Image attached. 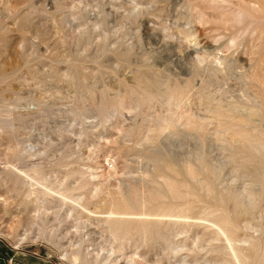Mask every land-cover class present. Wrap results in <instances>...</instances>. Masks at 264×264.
I'll return each instance as SVG.
<instances>
[{
    "label": "rangeland",
    "instance_id": "obj_1",
    "mask_svg": "<svg viewBox=\"0 0 264 264\" xmlns=\"http://www.w3.org/2000/svg\"><path fill=\"white\" fill-rule=\"evenodd\" d=\"M0 245L264 264V0H0Z\"/></svg>",
    "mask_w": 264,
    "mask_h": 264
},
{
    "label": "crops",
    "instance_id": "obj_2",
    "mask_svg": "<svg viewBox=\"0 0 264 264\" xmlns=\"http://www.w3.org/2000/svg\"><path fill=\"white\" fill-rule=\"evenodd\" d=\"M15 254L7 247L0 245V264H34L27 261L15 260Z\"/></svg>",
    "mask_w": 264,
    "mask_h": 264
}]
</instances>
